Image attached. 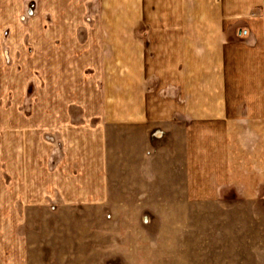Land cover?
<instances>
[{
    "label": "rangeland",
    "instance_id": "374dc122",
    "mask_svg": "<svg viewBox=\"0 0 264 264\" xmlns=\"http://www.w3.org/2000/svg\"><path fill=\"white\" fill-rule=\"evenodd\" d=\"M25 49L28 60L21 63L31 75L30 87L37 62L34 46ZM116 50L125 60L110 61L105 78L123 77L125 86L117 87L120 123L108 125V199L99 206L57 207L46 223L36 221V229L70 231L73 245L54 249L62 259L70 253L69 260L54 264H264V76L263 61L253 59L259 53L246 44H189L180 62L162 44ZM4 63L0 60V181ZM181 64L186 92L179 86ZM133 69L151 70L140 92L147 105L140 123L131 116ZM47 260L30 264H51Z\"/></svg>",
    "mask_w": 264,
    "mask_h": 264
},
{
    "label": "crops",
    "instance_id": "0c3cea01",
    "mask_svg": "<svg viewBox=\"0 0 264 264\" xmlns=\"http://www.w3.org/2000/svg\"><path fill=\"white\" fill-rule=\"evenodd\" d=\"M236 43L259 53L253 59L263 61L264 76V0H0L6 92L0 264L65 261L67 254L62 259L54 249L73 245L67 240L70 231L36 229V221L46 223L57 207L107 201L108 125L120 123L117 87L125 81L105 77L110 61L125 60L118 45L162 44L167 56L172 58L174 49L172 60L182 62L189 44ZM27 45L34 46L37 62L30 87L31 75L21 63L28 60ZM144 70L133 69L129 84L135 123L146 117L140 92L150 83L151 70ZM179 70L180 91L186 92V66ZM109 92L114 95L110 103ZM32 252L39 255L33 258Z\"/></svg>",
    "mask_w": 264,
    "mask_h": 264
}]
</instances>
